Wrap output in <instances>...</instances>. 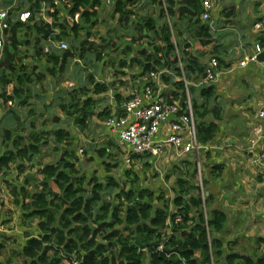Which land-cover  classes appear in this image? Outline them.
Instances as JSON below:
<instances>
[{
  "label": "crops",
  "instance_id": "1",
  "mask_svg": "<svg viewBox=\"0 0 264 264\" xmlns=\"http://www.w3.org/2000/svg\"><path fill=\"white\" fill-rule=\"evenodd\" d=\"M100 1L97 18L100 24H106L107 29L99 36V50L97 42L90 43L88 41L89 38H93V35L77 39L72 48L73 58L67 61L61 72L56 70L53 76H49L45 72V69L51 67L50 63H47L46 55L62 53L53 46V43L57 41L56 33L58 34L59 31V28L51 27L53 19L51 18L49 23L48 15L45 14L46 18L43 19L36 12L30 20L21 24L23 26L16 30L17 46L12 50L13 56L22 60V64L27 66L28 72H32L35 68L34 73H44L46 76L41 82H38V78H34L33 74V81L29 85L27 107L19 110L20 120L29 122L31 119L26 115V111L33 108L42 114L37 120L41 121L40 123L46 122L47 127L39 126V130H50L58 126L70 133L73 139L74 165L79 176L95 177L101 181L106 176L114 178L115 170H108L104 167L105 174H102L101 168L91 169L94 164L102 167L103 163L109 164V161L112 160L121 161L122 150L118 147L117 137L114 132L104 126V119L99 114L104 110L110 114H117L121 104L119 105L115 101L114 95L120 94L122 98H126L134 86L142 87V79L139 76L140 69L137 65H134L133 68L125 67L120 70L117 64L123 60L129 61L135 56L139 57V52L143 49L152 52L153 47L159 46L158 39L153 41L155 37L153 31H148L144 35L147 38L139 39L140 29L144 27L143 20H151L149 25H153L156 30L165 24L171 25V38L178 61L180 60L185 67L197 65L201 70L200 74L185 72L190 102L193 100L198 105L205 103L208 110H215L217 119L210 115L204 122L206 124L213 122L217 131L212 140L202 145L194 156L176 158L169 149H166L159 161L147 158L145 161L139 159L138 162L141 164L154 162L157 165L152 168V174L156 173L160 177L165 193L160 190L161 187L155 186L156 188L152 190L155 193L161 191L168 201L174 195L173 192L178 190L176 182L179 178H183L186 182L189 181L192 186L196 183L200 187L202 180L203 195L209 196L207 212L217 208L224 211L227 216L222 237L228 246V253L254 256L264 252V245L259 246L256 243L257 238L264 239V168H256L245 150L249 130L256 120L255 113L264 107V62L248 61L245 66H239L240 61L251 58L257 51L260 53L264 51V33H256L253 30V24L264 16V0H208L211 4L209 19L207 21L200 19V7V13L196 17L198 20L194 26L185 20H179L177 14L170 17L171 20L167 15H163L158 3L161 0H119L123 10L131 13L126 19H121V22L119 15L114 13L116 0H110L108 5L104 4V0ZM165 1L177 7L181 0H162V4ZM201 1L198 0V4H201ZM31 4L30 0H0V11L3 9L12 10L14 13L10 16V20L13 23L16 22L14 21L16 12L29 11L28 8ZM163 9L165 11V6ZM41 24L48 25L47 32L48 28L51 30L46 39L47 32L44 35L40 33L41 29L38 30ZM202 26L206 28L210 36L211 43L207 46H202L196 39ZM11 35L12 33L8 29L0 31L1 40ZM83 39H85V43L81 45L80 42ZM61 40L63 39L60 38ZM68 44L70 46V43ZM47 45L51 47V50L49 53H44ZM42 48L43 51H41ZM38 49L41 53L37 55ZM124 50H129V52L127 51L128 55L123 53ZM4 51L5 47L3 46L0 48V59ZM97 53L99 57L96 58ZM106 55L107 59L105 60L104 56ZM79 59L89 63L86 65L83 60H80L84 71L76 70ZM211 59L217 61L219 74L214 82L205 84L203 82L204 71ZM108 63L110 66L104 68L105 76L101 77L102 66H106ZM163 70L166 71L163 74L165 77L164 79L159 78L155 87L168 99L167 95L170 96V93L174 91L173 83L177 82L179 78L171 70L166 68ZM116 71L117 73L123 71L125 75L118 74L114 77L113 74ZM106 76L112 77L107 79ZM89 77L93 79L94 83L107 84L108 89L101 95H91L95 99V114L90 118L87 128L82 129L74 125L73 117L62 116L58 106L60 100L66 98L64 91L91 89L92 86L88 82ZM208 86H213L215 99L206 102L200 97L198 91ZM12 87V84L3 89L0 86V120L7 110L14 107V101L10 107L6 104L7 100L1 99L2 91L7 98L9 97L6 96L7 94L11 93L10 95H12ZM60 95L61 99H57ZM83 96L82 94L81 97ZM171 99L182 108L184 107L185 100L180 96ZM53 100L55 101L53 102ZM53 116L60 117V121L52 124ZM5 123L8 128L14 126L13 119L10 121L8 119ZM163 137L164 134H162ZM82 147H85V151L79 156L78 150ZM68 149H65L64 152H67ZM97 150H103L102 155H99ZM2 151L3 147L0 145V154ZM38 156L35 157L37 159L31 163L32 165L33 163L40 165L47 163H41ZM84 160L86 162H83ZM194 164L197 165L198 171L192 177ZM10 168L11 171L6 176H0V196L4 195L0 199V223L5 229L0 237V262L9 259L12 263H21L23 258L20 254L26 240L37 237L40 231L38 220L26 217L29 214L27 210H24L23 204L28 202V198L22 199L21 196H18L16 202V197L10 191V186L24 187L28 192L31 191V184H23L24 176L30 174L35 176L37 169L34 167L29 169V173L18 175L14 167ZM198 176L199 179L196 182ZM115 181L119 186L118 189L129 187L126 182ZM83 187L86 186L83 185ZM110 189L114 192L113 188ZM117 193L119 191H116ZM188 195L192 196L193 193L189 192ZM105 198L116 203L112 195H106ZM171 207L170 210H175L174 207ZM191 215L193 214L190 213ZM114 254H116V250H114ZM193 256L199 259L201 255L197 251ZM148 261V256H145L143 264H148Z\"/></svg>",
  "mask_w": 264,
  "mask_h": 264
},
{
  "label": "trees",
  "instance_id": "2",
  "mask_svg": "<svg viewBox=\"0 0 264 264\" xmlns=\"http://www.w3.org/2000/svg\"><path fill=\"white\" fill-rule=\"evenodd\" d=\"M197 1L181 0L177 7L165 1V11L162 2L158 3L160 12L167 15L170 20V17L177 14L179 20H185L194 26L201 7ZM30 3L32 4L28 10L33 16L37 12L38 1L30 0ZM100 4V0H68L66 6L68 14L78 13L79 25L68 26L67 22L57 16L53 17L51 27L59 28L55 39L62 38L70 43L71 47L69 46V51H63L61 54L46 55L47 63L51 65L45 69L49 76H53L56 70L61 72L67 61L73 58L72 48L79 38L78 32L88 37L90 31L96 27L97 9ZM114 4V13L119 15V21L131 14L123 10L121 1L116 0ZM13 13L12 10L8 11L9 16ZM142 23L144 27L140 29L139 39L146 37L144 35L148 31H153L155 36L153 41L158 39L159 46L153 47L152 52L143 49L139 52V57L135 56L129 61H120L117 64L119 69L133 68L137 65L140 69L139 76L142 77L149 72L166 68L177 77H181L177 53L171 38V25L165 24L156 30L153 25H149L151 20H143ZM20 26L23 25L9 20L8 30L12 35L2 40L1 46L5 47V51L0 59V86L2 89L10 84L13 86L12 95L7 98L2 91L1 99L4 101L22 99V101L16 109L12 107L7 110L0 120V145L3 147L0 154V176H6L11 171V166L18 175L29 173L28 169L33 168L31 163L47 146L49 138L52 139L54 151L69 149L63 152V158H57L53 163L37 164L35 176L31 174L24 176L23 184H31V191L28 192L24 187L10 186L16 202L18 196L22 199L28 198V202L23 204L24 210L29 214L26 217L38 220L40 233L37 237L26 240L20 254L23 258L21 263H12L8 259L0 264H74V262L75 264H143L145 256H148V264H264V252L254 256L228 253V246L222 237L227 216L224 211L217 208L207 212L209 196L203 195L202 180L200 187L196 183L192 186L189 181L179 178L176 182L178 190L173 192L174 195L168 201L161 191L155 193L148 187H139L136 184L138 181L136 176H133L130 186L125 189H118L117 182L111 176L104 177L102 181L95 177L84 178L77 174L72 152L73 139L68 131L58 126L50 130H37L36 120L42 114L33 108L26 111V115L31 120L21 121L19 110L27 107L29 85L33 81V74L34 78H38V82L44 79L45 74L34 73L35 68L32 72H28L22 60L13 56L12 50L17 46L15 32ZM47 26L41 24L38 28L39 31L41 29L40 33L45 35ZM196 39L202 46L211 43L204 26L200 27ZM83 43L85 39L80 42L81 45H84ZM127 51L129 52L124 50L123 53L128 55ZM40 53L38 49L36 54ZM97 57H99L98 53ZM186 71L199 74L201 72L197 65L183 66V72ZM118 74L125 75L123 71L119 73L116 71L113 75L116 77ZM164 77L165 75H162L160 78L164 79ZM88 82L92 86L91 89L64 91L66 98L60 100L58 106L62 116L73 117L74 125L82 129L87 128L90 118L95 114V99L91 95H101L108 89L107 84L94 83L91 77ZM173 87L174 91L170 96L167 95L168 101H172L171 98L176 96L185 100L186 86L183 82L178 80L173 83ZM154 89L157 88L154 86ZM187 89L189 90V87ZM213 89V86L203 87L198 93L206 102L211 101L215 99ZM57 99H61V95ZM114 99L119 105L125 100L120 94H115ZM191 108L197 142L205 145L215 136L217 128L213 122L206 124L204 120L210 115L217 119L215 110H208L205 103L198 105L193 100ZM99 116L106 119L110 116V112L104 110ZM8 119L14 120L13 128L7 127L5 121ZM58 121L60 117L53 116L51 123ZM45 124L46 122L43 121L39 126ZM97 152L102 155L103 150ZM197 171V165L194 164L192 177ZM83 185L86 187L84 188ZM110 188H113L114 192ZM116 191L119 193L116 194ZM189 192L193 195L189 196ZM106 195H112L116 203L106 200ZM170 204L175 210H170ZM190 213L193 215L190 216ZM175 215L181 217V222L176 224L173 222ZM256 243L259 246L264 245V239L257 238ZM159 244H162L163 250L156 252ZM148 247L150 254L147 252ZM197 251L201 255L199 259L193 256ZM223 259L225 262H222Z\"/></svg>",
  "mask_w": 264,
  "mask_h": 264
},
{
  "label": "built area",
  "instance_id": "3",
  "mask_svg": "<svg viewBox=\"0 0 264 264\" xmlns=\"http://www.w3.org/2000/svg\"><path fill=\"white\" fill-rule=\"evenodd\" d=\"M37 13L45 19L48 15V22L54 16L70 24H80V15L75 13L68 14L66 9L68 0H37ZM162 1V0H161ZM110 0H104L108 5ZM164 6V4H163ZM211 4L208 0L201 1L200 19L207 21L210 17ZM46 14V15H45ZM15 20L18 23H26L32 15L29 11L16 12ZM10 16L8 10L0 11V31L9 28ZM12 21V20H11ZM253 30L256 33H264V16L253 24ZM57 35V33H56ZM90 43L95 42L94 38H89ZM2 40L0 38V48ZM55 49L60 51H69V44L64 40H57L53 43ZM51 47L47 45L44 53H49ZM257 51L251 58L239 62L243 67L248 61H257ZM81 64V61L78 62ZM178 68L181 71L179 80L186 86L185 104L182 108L176 101H168L158 89H154L159 78L166 73L160 69L155 72H149L141 77L142 87L134 86L129 95L121 103L117 114H110L104 119V126L115 133L118 141V147L122 150L121 161L125 167L131 168L135 157L146 156L150 160L159 161L164 155L166 149H169L176 158L193 155L198 152L202 145L197 142L196 127L193 120L192 108L189 91L187 89L183 65L178 61ZM203 82L211 84L218 77V63L211 59L204 71ZM11 93L6 96H11ZM13 99H7L8 106L13 105ZM173 116L172 118H169ZM255 123L249 130L247 136L246 151L250 155L251 162L256 168H264V107L255 113ZM162 134L164 137L162 138ZM83 153L82 149L78 150ZM0 196V199L3 198ZM173 222H181L179 215L174 216ZM170 223L168 222V227ZM5 232L4 226L0 223V237ZM163 250L162 244L156 247V252ZM75 264V262H74Z\"/></svg>",
  "mask_w": 264,
  "mask_h": 264
},
{
  "label": "rangeland",
  "instance_id": "4",
  "mask_svg": "<svg viewBox=\"0 0 264 264\" xmlns=\"http://www.w3.org/2000/svg\"><path fill=\"white\" fill-rule=\"evenodd\" d=\"M108 26H109V24H108ZM106 29H107L106 24H104V23L100 24V22H98V24L96 25V27H94L90 31L91 33H90L89 36L93 35L92 37L94 39H96L95 42H97V44H98V50H99V43H100L99 36ZM78 33H79V36H78L79 38L78 39H81V38L84 37V35H83L82 32L79 31ZM104 57H105V60H106L107 59V55L104 56ZM79 60H83V59H79ZM83 61H84V63H86V65L89 64L85 60H83ZM93 62H95V61H93ZM70 65H71V63H70ZM108 66H110L109 63L106 66H104V65L102 66L103 67V72L101 73V77L105 76V74H104V68L105 67H108ZM81 69H82V65L81 64H78L76 66V70L80 71ZM82 71H84V69H82ZM110 77H112V76H106L107 79L110 78ZM63 119H64V117H63ZM40 122L41 121H38V120L36 121V128H37V130L40 129V127H39V125L41 124ZM45 127H47V126L45 125ZM51 140L52 139L49 138L47 146L42 149V153L38 156V160L41 163H45V162H47V163H53V162L56 161L57 158H59L61 156L63 158V152H64L63 149L64 148L62 149V153L60 151H54L52 149L53 148V144H52V141ZM82 149H83V152H84L85 151V147H82ZM81 155L82 154H79V156H81ZM36 159L34 158L33 162H35ZM139 159H141L142 161H145L147 159V157L146 156L135 157V159L133 161V165H132L131 168L125 167L124 164L122 163V161L112 160L111 162L109 161V165L106 164L108 166L103 165L102 167H99V165L94 164V165L91 166V169H93L94 167H96V169L101 168L100 171H101L102 174H105V170L107 168H108V170L109 169L110 170H115V172H114L115 173L114 179L117 180L118 183L126 182V185L127 186H130L131 181L133 179V176H136L138 178V181H137L136 184L139 187H148L150 189H153V188H156V187H161L160 190L165 193L164 188L162 187L163 182H162V180H160V177L158 175H156V173L155 174H152V168L156 167L157 165L154 162L153 163H142L141 164V163L138 162ZM83 162H86V161L84 160ZM112 162H114V164H111ZM136 162L138 163L137 166H136ZM34 167L37 169V163H33V168ZM104 167H106V169ZM109 167H111V168H109ZM29 169H31V168H29ZM130 175H131V177H129ZM198 179H199V176L197 177L196 182H198ZM170 206H171V204H170ZM173 207L174 206H172L171 208H173Z\"/></svg>",
  "mask_w": 264,
  "mask_h": 264
},
{
  "label": "water",
  "instance_id": "5",
  "mask_svg": "<svg viewBox=\"0 0 264 264\" xmlns=\"http://www.w3.org/2000/svg\"><path fill=\"white\" fill-rule=\"evenodd\" d=\"M51 30L50 28H48V32L45 36V39L48 37V35L50 34ZM257 61L258 62H264V51L261 52L260 54H258L257 56ZM25 97V96H24ZM20 101H22V99H14V108H17L18 104L20 103ZM182 102V101H181ZM173 116H170L169 118H172ZM66 148L63 149V151H65ZM135 243H137L136 239H135ZM174 251H177L176 249H174ZM147 252L148 254H150V248H147ZM167 254H169V252H167ZM222 262H225V260L223 259Z\"/></svg>",
  "mask_w": 264,
  "mask_h": 264
}]
</instances>
